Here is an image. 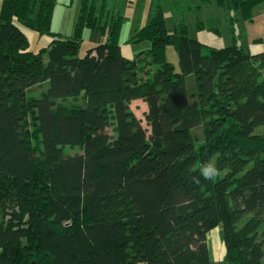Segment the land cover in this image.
<instances>
[{"label": "trees", "instance_id": "16d2710c", "mask_svg": "<svg viewBox=\"0 0 264 264\" xmlns=\"http://www.w3.org/2000/svg\"><path fill=\"white\" fill-rule=\"evenodd\" d=\"M260 1L218 3L233 23L232 9L249 18ZM56 3L0 0V264H210L218 226L226 264H264V50L210 47L185 16L199 29L217 16L154 0L130 38L151 42L139 66L122 53L116 0H81L71 36L51 29ZM17 22L48 46L30 50ZM85 28L107 39L82 56Z\"/></svg>", "mask_w": 264, "mask_h": 264}, {"label": "rangeland", "instance_id": "374dc122", "mask_svg": "<svg viewBox=\"0 0 264 264\" xmlns=\"http://www.w3.org/2000/svg\"><path fill=\"white\" fill-rule=\"evenodd\" d=\"M121 7L125 20L121 25L120 30V44L122 53L129 58L140 60L139 66H144L151 59L152 55L149 54L151 42L144 40L141 42H130V38L136 31V28L144 26L149 19L150 12L154 0H116ZM115 2V0H114ZM192 3H200L201 8L199 11V17L201 20H206L213 16L219 18V23L210 22L209 19L204 22L203 29H199L196 25V17L194 13H188L185 19L189 26V34L191 37L197 38L210 47H224L232 44L233 40L242 45L247 51L256 53L264 50V0L258 2L251 10V16L244 18L243 14L238 10L232 9L229 13L232 16L233 23L227 16L225 8L218 3V0H192ZM81 8V0H57L51 29L54 32L62 34L64 36H71L75 33V27L78 20V16ZM165 16L167 26L170 32H173L174 23L180 19L179 15H173L169 7L165 6ZM210 23L212 25H219L220 32L212 31L210 29ZM22 31L26 34L29 41V49L38 52L41 48L47 47L51 41V35L42 34L36 29L23 25L19 22ZM83 43L81 47L80 55H85L87 50L100 44L107 39V34L100 31L85 28L82 32ZM167 59L172 62L176 69L179 70V53L174 44H170L166 49ZM47 59L48 56L44 55ZM49 83L43 85V89H46ZM187 86L189 91L195 88V77H187ZM35 91H38L35 88ZM33 93V92H32ZM38 96V92L34 94ZM82 96L80 100H82ZM136 114L143 120L145 127L146 124L144 113L146 112L145 104L142 100H133L132 106ZM112 133V131H111ZM81 151L80 146L65 147L66 153H74Z\"/></svg>", "mask_w": 264, "mask_h": 264}, {"label": "crops", "instance_id": "0c3cea01", "mask_svg": "<svg viewBox=\"0 0 264 264\" xmlns=\"http://www.w3.org/2000/svg\"><path fill=\"white\" fill-rule=\"evenodd\" d=\"M136 100H140V99H136ZM142 102L145 104L144 109L146 111L147 104L143 100ZM207 242L210 251V262H211L210 264H226L225 262L226 246L221 236L220 226L208 232Z\"/></svg>", "mask_w": 264, "mask_h": 264}]
</instances>
